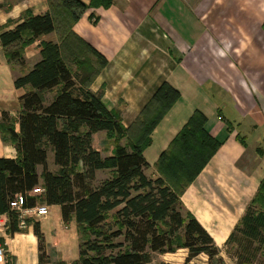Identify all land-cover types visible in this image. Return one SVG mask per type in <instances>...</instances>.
<instances>
[{
  "label": "crops",
  "instance_id": "0c3cea01",
  "mask_svg": "<svg viewBox=\"0 0 264 264\" xmlns=\"http://www.w3.org/2000/svg\"><path fill=\"white\" fill-rule=\"evenodd\" d=\"M81 1L90 6L91 0ZM49 11L48 0H0V35L14 30L26 14ZM74 32L107 63L88 89L103 93L109 110L122 112L126 128L164 84L180 94L145 151L148 177H164L158 169L162 155L196 111L206 117L205 130L221 147L180 198L183 213L192 214L223 252L264 180V0H115L109 9H87ZM44 42L59 43V36L53 33L28 46L25 67L10 64L0 50V158L18 157L15 144L4 140L3 114L19 133L20 98L27 90H18L15 80L40 61ZM55 97L56 91L48 93V103ZM103 135H94L93 146L111 157L114 145L106 144ZM48 166L54 173L59 170L52 152ZM43 172L38 167L40 176ZM110 178L109 171L97 172L95 186ZM48 208L47 217L28 213L21 233L11 235L10 224L0 232L7 258L3 264H40L36 223L54 264L79 259L76 221L66 226L61 207ZM169 255L176 254L161 256Z\"/></svg>",
  "mask_w": 264,
  "mask_h": 264
},
{
  "label": "trees",
  "instance_id": "16d2710c",
  "mask_svg": "<svg viewBox=\"0 0 264 264\" xmlns=\"http://www.w3.org/2000/svg\"><path fill=\"white\" fill-rule=\"evenodd\" d=\"M114 2L91 0L87 6L81 0H48L46 15L26 14L14 30L0 35L8 62L22 67L28 46L53 33L59 36V43H42L40 61L29 73L16 77V88L27 90L20 98L19 133L12 118L3 114L4 140L15 144L18 157L0 158V216L9 217L10 233L15 235L22 232L12 210L18 196L26 209L60 206L64 224L76 221L79 235L84 232L75 264H151L156 254L180 250L188 251L186 264L202 255L209 264H226L210 234L192 214L183 213L180 198L221 147L206 132V117L195 112L161 157L158 169L165 178H150L145 151L180 94L164 84L136 123L126 128L122 112L109 110L103 93L88 89L107 63L74 27L87 9H109ZM74 66L80 75L74 73ZM54 91L56 97L48 103L47 94ZM101 132L114 142L111 157L104 158L93 146L94 135ZM121 140L127 143L119 144ZM50 152L59 168L56 173L48 166ZM99 171H109L111 178L96 187ZM36 188L45 193L32 195ZM263 194L264 180L226 243L237 264H256L264 254V212L254 208ZM34 233L40 264H54L41 224L34 225ZM120 238L124 241L116 243Z\"/></svg>",
  "mask_w": 264,
  "mask_h": 264
},
{
  "label": "rangeland",
  "instance_id": "374dc122",
  "mask_svg": "<svg viewBox=\"0 0 264 264\" xmlns=\"http://www.w3.org/2000/svg\"><path fill=\"white\" fill-rule=\"evenodd\" d=\"M103 138L105 139L106 144H108L107 134H106V136L103 135ZM126 143H127L126 140L119 141V144H126ZM112 144L114 145V142H112ZM183 176L181 174V177H183ZM184 178H186V177L184 176ZM254 208L258 212H264V196H262V198L256 202ZM77 232H78V236H79V248H80L81 241H82V244H84V242H85L84 236H83L84 232L80 231V235H79L78 226H77ZM80 237H81V240H80ZM123 241H124L123 238H120V239L116 240L115 242L121 243ZM230 251H232V249H229V250L224 249L222 252V257L224 258L226 264H237V261H238L237 258L228 254V252H230ZM117 252H118V250L115 251V253H117ZM187 255H188L187 250H180L174 256L169 255V256L164 257V256H161L159 254H156V255H154V259H153V262L151 264H162L164 262L165 263H171V264H186ZM79 259H80V254H79ZM79 259L75 263H77L79 261ZM56 263L60 264V263H65V262H60V260H58ZM75 263H72V264H75ZM65 264H67V263H65ZM190 264H209V259L206 255H202L199 258H197L196 260L192 261ZM256 264H264V254Z\"/></svg>",
  "mask_w": 264,
  "mask_h": 264
},
{
  "label": "built area",
  "instance_id": "2783aa9c",
  "mask_svg": "<svg viewBox=\"0 0 264 264\" xmlns=\"http://www.w3.org/2000/svg\"><path fill=\"white\" fill-rule=\"evenodd\" d=\"M2 49V44L0 42V50ZM45 190L43 188H36L32 195H43ZM12 210L15 211L19 217V229L25 230L27 228L26 215L28 213L37 216L38 218L47 217L49 214V208L47 205H38L33 209H26L23 205L22 196H18L16 202L13 204ZM9 217L0 216V232H3L9 228ZM6 252L2 245H0V264L6 263Z\"/></svg>",
  "mask_w": 264,
  "mask_h": 264
}]
</instances>
